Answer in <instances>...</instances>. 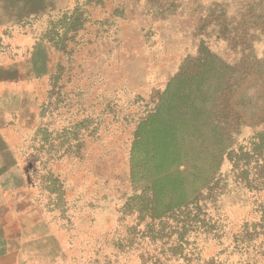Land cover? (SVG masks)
Segmentation results:
<instances>
[{
	"label": "rangeland",
	"instance_id": "374dc122",
	"mask_svg": "<svg viewBox=\"0 0 264 264\" xmlns=\"http://www.w3.org/2000/svg\"><path fill=\"white\" fill-rule=\"evenodd\" d=\"M72 14L65 40L41 39ZM202 54L228 68L214 118L250 164L225 155L197 203L152 224L130 179L135 132ZM0 132L6 248L47 263L57 251L56 264H264L252 228L264 190L244 173L264 159V0H0ZM24 192L33 210L16 201ZM17 203L35 222L15 221Z\"/></svg>",
	"mask_w": 264,
	"mask_h": 264
},
{
	"label": "trees",
	"instance_id": "16d2710c",
	"mask_svg": "<svg viewBox=\"0 0 264 264\" xmlns=\"http://www.w3.org/2000/svg\"><path fill=\"white\" fill-rule=\"evenodd\" d=\"M80 19L74 14L70 19L58 18L41 39L54 35L65 40ZM218 63L216 57L202 54L192 67L181 69L168 82L155 111L138 124L129 173L133 187L140 190L134 198L141 220L164 225L190 203H197L199 191L212 182L225 155L232 160L235 156V163L250 164L242 148L229 151L227 130L214 118L228 71L225 62ZM255 145L257 152L263 150L264 135ZM256 161L254 176L250 179L247 169L244 173L249 187L260 192L264 190V159ZM260 207V220L252 224L253 239L264 238V201Z\"/></svg>",
	"mask_w": 264,
	"mask_h": 264
},
{
	"label": "crops",
	"instance_id": "0c3cea01",
	"mask_svg": "<svg viewBox=\"0 0 264 264\" xmlns=\"http://www.w3.org/2000/svg\"><path fill=\"white\" fill-rule=\"evenodd\" d=\"M0 152H3V154L6 155L7 160H9V158L11 157L10 154V148H9V144L7 142L6 139L3 138L1 132H0ZM4 161V158H3ZM0 178L5 176L7 174V172L9 171V168L6 165H3L2 163L0 164ZM18 200L19 205L23 206V209H28L31 207H34V201L33 199L30 197V193H22L21 196H19L16 201ZM17 205L15 206V221L18 220L19 224L22 227L27 226L28 224H31L32 221L35 222L37 217H34L32 212L27 211V210H23V211H18L17 210ZM19 212V213H18ZM6 214H9V211L6 213L5 209L3 208V203H0V235L2 232V228L3 226H5L8 222V220H6ZM22 220V221H19ZM51 238V236H49ZM42 240L41 236H38L37 238H32L31 243H33L34 241L36 242H40ZM26 242V241H25ZM28 244V243H26ZM24 247V246H23ZM46 253H44L43 251L36 249L34 251V249H17V247L14 248H6L4 241L2 240V238H0V264H46L47 260H46ZM53 262L49 261L47 264H56L57 262V251H54L53 254Z\"/></svg>",
	"mask_w": 264,
	"mask_h": 264
}]
</instances>
